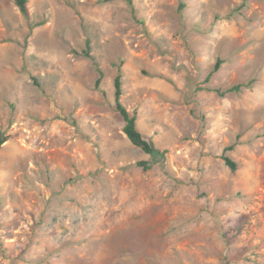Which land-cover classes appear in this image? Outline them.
Masks as SVG:
<instances>
[{
    "label": "rangeland",
    "instance_id": "obj_1",
    "mask_svg": "<svg viewBox=\"0 0 264 264\" xmlns=\"http://www.w3.org/2000/svg\"><path fill=\"white\" fill-rule=\"evenodd\" d=\"M128 1L30 0L27 20L0 0V264H239L263 251L264 0ZM87 40L98 89L76 54ZM120 62L122 102L164 166L139 167L150 157L122 131Z\"/></svg>",
    "mask_w": 264,
    "mask_h": 264
},
{
    "label": "trees",
    "instance_id": "obj_2",
    "mask_svg": "<svg viewBox=\"0 0 264 264\" xmlns=\"http://www.w3.org/2000/svg\"><path fill=\"white\" fill-rule=\"evenodd\" d=\"M21 14L27 19H30V8H29V1L30 0H13ZM129 6L132 8L133 4L132 1L129 0ZM134 13V11L132 10ZM34 27L31 26L30 29L32 30ZM78 55H82L88 59H90L94 66L96 67L99 78L97 79L95 83V87L98 89L100 87V84L103 80L104 73L100 67L99 62L96 60L94 55L92 54V47L89 40L86 42L85 49L80 52L76 53ZM123 62H120L118 65V73L114 80V101H115V108L117 112L120 114V116L123 119L124 125H123V133L127 136L129 141L136 147L140 148L145 154L149 155L150 159L147 161H140L137 163V165L141 168H143L145 171L151 170L156 164H160L164 166L166 153L167 151L162 150L158 148L153 140H149L143 136V134L138 130L137 127V115L131 114L130 111L127 109V107L122 102V96H123V76L124 71L122 69ZM221 65V61H218L215 65L214 72L219 70ZM210 76L207 78V82L209 80ZM33 81L36 82V79L33 78ZM244 85H235L229 89L221 90V89H208L210 91H214L218 93L221 97H224L225 95L233 92H240ZM10 137L1 135L0 137V150L3 147V145L8 142ZM233 150V147H228L225 149V153L228 151ZM224 162L232 169H236V164L230 159V157L223 155Z\"/></svg>",
    "mask_w": 264,
    "mask_h": 264
},
{
    "label": "crops",
    "instance_id": "obj_3",
    "mask_svg": "<svg viewBox=\"0 0 264 264\" xmlns=\"http://www.w3.org/2000/svg\"><path fill=\"white\" fill-rule=\"evenodd\" d=\"M238 247L240 246H243L242 244H238L237 245ZM262 250L264 251V243L263 245L261 246ZM262 251V253H259V251H257L256 253H254L252 256H251V261H246L245 258L249 259V256H247V254H243L241 251L240 253H234V254H238L237 256L239 257L240 260H238V263L239 264H264V252ZM249 259V260H250ZM214 262H216L214 259H213Z\"/></svg>",
    "mask_w": 264,
    "mask_h": 264
}]
</instances>
